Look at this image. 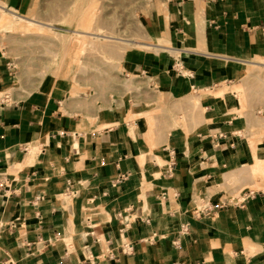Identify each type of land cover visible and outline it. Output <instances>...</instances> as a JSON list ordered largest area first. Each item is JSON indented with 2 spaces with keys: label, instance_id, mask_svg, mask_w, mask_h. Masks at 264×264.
Here are the masks:
<instances>
[{
  "label": "crops",
  "instance_id": "crops-1",
  "mask_svg": "<svg viewBox=\"0 0 264 264\" xmlns=\"http://www.w3.org/2000/svg\"><path fill=\"white\" fill-rule=\"evenodd\" d=\"M156 16L170 48L128 53L133 89L110 97L10 102L0 56V264H264V0ZM247 164L263 189L234 197Z\"/></svg>",
  "mask_w": 264,
  "mask_h": 264
},
{
  "label": "rangeland",
  "instance_id": "rangeland-1",
  "mask_svg": "<svg viewBox=\"0 0 264 264\" xmlns=\"http://www.w3.org/2000/svg\"><path fill=\"white\" fill-rule=\"evenodd\" d=\"M175 1L183 0H0L21 15L45 23L50 19L49 22L54 24L51 30L34 28L27 33L0 31V56L5 65L9 64L10 67L7 72L8 83L5 85L7 100L12 102L32 92L50 90L59 83L67 88L71 98H77L78 95L95 99L110 97L119 91L133 89L135 77L125 72L127 54L134 51L159 52L154 50V46L146 47L139 44L156 43L154 32L155 20L158 19L156 15H159L169 2ZM84 12L88 16H84ZM90 15L94 21L92 19L86 21L85 18H91ZM90 22L93 24L91 27L88 25ZM85 24L91 32H96L95 29L100 28L102 34L104 32L105 36L114 37L115 42L112 39L107 41L92 38L90 40L93 41L92 44L89 42L79 44L76 38L75 41L69 39L71 33L77 29L84 31L85 28L87 31ZM119 39L139 43L126 44ZM107 43L117 49L124 46L126 49L119 58L103 54L100 45H108ZM158 43L169 46L159 40ZM256 70L264 83V69ZM231 90H234L233 87ZM233 93L240 94V100L244 102L242 86ZM189 99H186L187 103H190ZM190 104L194 106H188L182 111L181 117L185 119L187 115L192 117L194 115L193 119L197 121L199 103L196 100ZM181 124L175 122L173 129ZM249 167L250 164H247L239 171L233 170L228 173L237 174L236 180L223 181L221 186L228 185L225 188L233 191L234 197L241 195L243 190L263 189L262 186L258 188L252 184ZM258 180L264 185V174Z\"/></svg>",
  "mask_w": 264,
  "mask_h": 264
},
{
  "label": "bare ground",
  "instance_id": "bare-ground-1",
  "mask_svg": "<svg viewBox=\"0 0 264 264\" xmlns=\"http://www.w3.org/2000/svg\"><path fill=\"white\" fill-rule=\"evenodd\" d=\"M84 1V0H83ZM88 1V0H87ZM96 1V0H95ZM86 2V1H85ZM90 2V1H89ZM92 3V2H91ZM97 3V2H96ZM95 4V3H94ZM89 5V3H88ZM8 6V5H7ZM6 4L3 2H0V31H2V33H6L7 31L10 33V31H13V32H23V33H27V32H30L32 31L34 28H38L40 30H43L45 28H47L48 30H51V27L54 25H52L49 21H47L46 23L45 22H41L33 17H26L24 15H21L17 10L15 9H11L9 7H7ZM91 6V5H90ZM69 7V6H68ZM86 7V6H85ZM67 9V8H66ZM65 9V10H66ZM87 9V8H86ZM90 10V9H89ZM93 10V9H92ZM90 10V11H92ZM88 11V10H87ZM95 12V11H94ZM86 12H84L85 14ZM93 14V12H92ZM98 14V13H96ZM88 16V14H85L84 16ZM91 16V15H90ZM95 16V15H94ZM165 16L167 17V13L165 14ZM56 17V16H55ZM83 17V16H82ZM81 17V18H82ZM97 17V16H96ZM86 21H89V19H92V16L91 18H85ZM84 19V20H85ZM98 19V18H97ZM166 20V18H165ZM164 20V21H165ZM80 21V20H79ZM92 21H94V19H92ZM98 21H100L98 19ZM78 22V21H77ZM85 22V21H84ZM86 23V22H85ZM93 23V22H92ZM103 23V22H101ZM100 23V24H101ZM83 24V23H82ZM88 24V23H87ZM165 24H167V22H165ZM90 25L89 27H91L93 24H88ZM85 27H86V24H85ZM100 27H102L100 25ZM104 27V26H103ZM82 28V27H81ZM88 27H86L87 29ZM78 30V29H77ZM73 31L69 37V39H72L74 40L76 38V42H79V44L81 42H89V43H93V41H90L92 38H96V39H107L110 40L112 39H115L114 37L112 36H105L104 32L103 34L101 33V29L100 28H97L95 30H97L96 32H91L90 29L88 28L87 31H85V28H84V31ZM80 30V29H79ZM94 30V29H93ZM92 30V31H93ZM74 34V35H73ZM57 35V34H56ZM112 35V34H111ZM64 36V35H63ZM59 37V36H58ZM168 38V37H167ZM167 38H160L159 39V42H163V43H167V44H170L169 40ZM170 38V37H169ZM60 40V39H59ZM120 41L122 42H125L123 41V39H119ZM70 41V40H69ZM75 41V40H74ZM106 41V42H107ZM63 42V41H62ZM115 42V41H113ZM135 42V41H134ZM70 43V42H69ZM98 43V42H97ZM105 43V42H104ZM117 43V42H116ZM126 44H137L139 42H136V43H130V42H125ZM108 44V43H107ZM99 45V44H98ZM97 45V46H98ZM139 45H142V46H146V47H153L154 46H162L161 43H158V44H149V43H140ZM121 46H119L120 48ZM168 48H170V46H166ZM122 49V50H121ZM126 49V47L124 46L123 48H120V49H117V48H114L112 46H110L109 44L106 45V44H103V45H100V50L102 51L101 53L103 54H107V55H113L115 56L116 58L120 57V55L123 53V51ZM226 92H220V93H216L214 92L213 90H206V91H203L200 93L199 97H196L195 99L197 100V102L199 103V99L200 100H203L204 98L206 97H209V96H221L222 94H225ZM133 129V127H131Z\"/></svg>",
  "mask_w": 264,
  "mask_h": 264
}]
</instances>
